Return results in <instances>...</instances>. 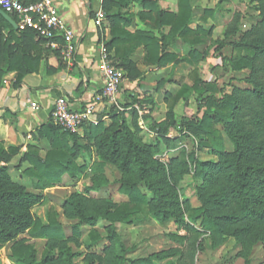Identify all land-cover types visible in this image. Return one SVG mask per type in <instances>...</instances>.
Instances as JSON below:
<instances>
[{
  "label": "trees",
  "instance_id": "obj_1",
  "mask_svg": "<svg viewBox=\"0 0 264 264\" xmlns=\"http://www.w3.org/2000/svg\"><path fill=\"white\" fill-rule=\"evenodd\" d=\"M192 1L176 0L177 12L170 13L161 10L157 0H106L103 10L110 33L106 46L113 64L129 72L134 67L129 58L142 47L144 54L139 65L162 69L177 59L175 54L166 51L168 45L180 40L192 48L185 63L195 65L199 53L194 48L205 43L206 31L200 26L195 30L189 28L193 19ZM135 3L143 9L136 16L146 24L149 29L146 32L129 30L134 15L123 10ZM205 13L209 12L206 10ZM10 17L15 21L13 16ZM165 28H168L167 33L162 32ZM3 30L8 31L4 40L1 38ZM36 37L37 34L31 30L15 31L0 15V82L7 73L17 72L19 81L24 74L38 71V47L33 46L34 53L25 52L23 48L25 41ZM44 42L42 39L37 41L38 44ZM258 57L264 58V45L243 47V56L233 62L234 70L251 68L253 59ZM193 88L198 95L216 91L210 84L195 85ZM185 91V88L179 90L176 97H181ZM252 95L257 104L253 110L252 130H245L232 121L240 104L231 96L221 100L207 99L201 119L195 121L194 129L198 133L194 136V147L218 146L216 125H221L234 146L231 160L219 154L216 162H203L192 151L166 163L161 162L155 158L150 145L135 137L123 118L119 119L118 114L109 112L111 123L108 126H104L102 121L82 126L85 144L79 142L77 134L63 131L54 124L45 125L39 131L40 138L48 141L50 149L41 157L38 148L28 146L22 155V161L29 164L22 175L33 181L38 190L33 192L14 183L9 174L7 164L19 153V149L4 148L0 142V247L13 242L11 257L17 264H73L78 254L73 253L68 245L71 240L63 233L56 219L57 214L48 213L47 222L43 223L33 216L31 209L44 204V190L60 186L63 176L74 179L76 174L86 171V167L78 163L83 153L94 154L98 159L92 165L93 177L83 193L76 192L65 199L62 209L65 218L77 221L73 234L77 233V227L92 225L99 220L108 224L104 236L96 232L89 235L92 246L102 239L111 245L104 249L106 258L91 254L98 264H155L162 259L164 256L160 254L132 260L125 258L122 253L124 246L114 230L117 222L131 224L148 214L160 217L162 222L173 219L180 224L184 223L186 215L190 221L200 220V233L215 235L221 234L222 229L209 214L206 204L234 203L244 218L264 222V85L254 83ZM93 127L97 129L93 130ZM155 127L159 130L152 131L159 136L167 130L163 123ZM106 164L121 173L118 192L127 198V202L115 204L109 199L89 198L90 194L105 186L103 170ZM188 173L193 179L203 181L197 187L198 195L207 187L213 192L196 209L183 208L179 199L178 185ZM140 184H144L152 194L151 200L147 201L141 193ZM24 233L30 239H45L49 244L40 260H37L33 243L19 240ZM117 245L119 253L115 248ZM52 248H56L57 252L52 253Z\"/></svg>",
  "mask_w": 264,
  "mask_h": 264
},
{
  "label": "rangeland",
  "instance_id": "obj_2",
  "mask_svg": "<svg viewBox=\"0 0 264 264\" xmlns=\"http://www.w3.org/2000/svg\"><path fill=\"white\" fill-rule=\"evenodd\" d=\"M192 4L195 5L193 27L200 26L206 31L205 43L194 48L199 53L195 65L185 63L192 49L190 46L178 49L174 53L177 56L174 62L167 64L159 74L154 72L147 78L142 66L133 62L134 67L129 72L120 69L123 81L116 105L109 108L110 112L118 114L119 119L123 118L135 137L150 145L155 158L164 163L192 151L203 162H216L219 154L231 160L234 146L221 125H216L218 146L194 147V136L198 133L194 129L195 121L201 119L207 99L221 100L231 96L240 104L232 121L245 130H252L253 110L257 108L252 95L253 84L264 85V58L253 59L251 68L235 71L233 67V62L243 56V47L264 45V0H193ZM206 10L209 13H205ZM125 80L131 85L123 90L127 86ZM202 84L213 85L216 91L196 94L193 87ZM183 88L185 93L176 97ZM160 123L167 127L162 136L152 131H158L155 125ZM97 161L94 154L83 153L78 163L84 165L86 171L76 174L74 179L63 176L60 186L44 190V204L31 209L33 216L43 223L47 222L48 213L57 214L63 233L71 240L68 245L73 253L78 254L73 264H98L91 254L106 258L104 249L111 246L105 239L93 246L90 243V233L104 236L107 223L99 220L92 225L80 226L73 234L77 221L65 218L62 209L67 197L76 192L83 193L90 185L92 165ZM15 164L17 159L9 165L12 181L38 192L33 181L24 177L19 168L14 169ZM103 175L105 186L90 194L89 198L109 199L115 204L127 202V198L118 192L121 173L106 164ZM202 183V179L195 180L189 173L184 176L178 185L183 208L196 209L202 200L212 196L209 187L198 195L197 187ZM139 189L147 201L151 200L152 194L144 184H140ZM206 209L221 227V234L200 233V220L190 221L186 215L183 224L173 219L162 222L153 214L131 224L115 223V233L125 249L123 255L131 260L152 254L163 255L155 264H264V222L244 218L234 203L216 205L210 202ZM20 239L34 244L37 260L49 245L45 239H30L26 233ZM12 247L13 242L0 247V264H17L11 257ZM115 248L119 253L118 245ZM51 252L56 253V248Z\"/></svg>",
  "mask_w": 264,
  "mask_h": 264
},
{
  "label": "crops",
  "instance_id": "obj_3",
  "mask_svg": "<svg viewBox=\"0 0 264 264\" xmlns=\"http://www.w3.org/2000/svg\"><path fill=\"white\" fill-rule=\"evenodd\" d=\"M157 2L161 10L170 13L177 12L176 0H157ZM56 3L63 21L75 33L77 51L74 60L69 63L61 55V48L54 49L48 46L46 41L38 44L37 41L41 38L37 36L32 41H25L23 48L25 52L34 53L33 46L38 47L40 55L38 71L24 74L19 81L17 72L3 75L0 82V142L4 148L19 149V153L12 157L7 164L8 169L16 159L15 170L19 168L22 172L29 166L27 162L22 161V155L27 151L28 146L38 148L41 157H44L50 149L48 141L40 138L39 131L45 125H55L51 111L55 100L60 97L66 98L74 110H80L89 104H97L98 113L91 123L97 124L102 121L104 126L111 123L108 115L110 109L106 108L105 103L101 101L103 86L96 70L98 46L100 44L106 46L110 40L106 21L101 29L96 28L93 24V11L99 2L98 0H56ZM192 9L193 19L189 28L195 30L196 27H193L195 5L193 4ZM141 11L143 9L137 3L132 4L127 10H123V12L134 15L129 27L131 32L149 30L146 24L136 16ZM167 31L168 28L162 30L163 33H167ZM7 32V30L2 31V40L6 38ZM153 33L157 35L156 31ZM185 47H189V45L180 40H174L168 45L166 51L174 54L178 49ZM57 54H59L58 57H56ZM143 54V48L140 47L135 50L129 60L140 64ZM166 68L167 65L162 69L142 66L146 78L154 72L159 74ZM125 82L127 86H124L123 90L129 89L128 87L131 85L128 81L125 80ZM33 102L37 104L38 111L31 109L30 104ZM75 134H77L80 143H87L83 129L78 130Z\"/></svg>",
  "mask_w": 264,
  "mask_h": 264
},
{
  "label": "built area",
  "instance_id": "obj_4",
  "mask_svg": "<svg viewBox=\"0 0 264 264\" xmlns=\"http://www.w3.org/2000/svg\"><path fill=\"white\" fill-rule=\"evenodd\" d=\"M106 0H98L99 4L93 11V24L101 29L105 22L103 4ZM0 9L15 18L19 31H34L37 36L52 48H61L63 58L71 63L77 51V38L59 14L56 0H0ZM96 70L102 82L101 101L106 108L116 105L119 89L123 81V73L111 60V54L104 44L97 50ZM30 107L38 111L36 103ZM98 113V105L93 103L80 110H74L64 97L55 100L51 117L61 130L76 133L82 126L93 122Z\"/></svg>",
  "mask_w": 264,
  "mask_h": 264
},
{
  "label": "water",
  "instance_id": "obj_5",
  "mask_svg": "<svg viewBox=\"0 0 264 264\" xmlns=\"http://www.w3.org/2000/svg\"><path fill=\"white\" fill-rule=\"evenodd\" d=\"M0 15L4 18V20L14 29L17 30L16 23L12 20V18L7 15L3 10L0 9Z\"/></svg>",
  "mask_w": 264,
  "mask_h": 264
}]
</instances>
